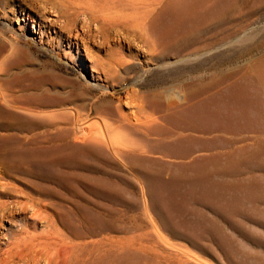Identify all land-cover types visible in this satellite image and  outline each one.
<instances>
[{"label":"rangeland","instance_id":"374dc122","mask_svg":"<svg viewBox=\"0 0 264 264\" xmlns=\"http://www.w3.org/2000/svg\"><path fill=\"white\" fill-rule=\"evenodd\" d=\"M168 1L0 0L49 91L0 99V264H264V0L163 57L137 20ZM234 82L256 123L184 126Z\"/></svg>","mask_w":264,"mask_h":264},{"label":"bare ground","instance_id":"6f19581e","mask_svg":"<svg viewBox=\"0 0 264 264\" xmlns=\"http://www.w3.org/2000/svg\"><path fill=\"white\" fill-rule=\"evenodd\" d=\"M242 1L244 0H169L161 10L159 9L160 11L155 16H153L148 23L137 20V24L140 25V27L145 31H147L155 41L156 45L160 47V52L163 57H167L170 55H179L184 51L198 47L203 41V30H206V28H208L210 22L220 20L226 21L227 18L230 19L231 14L238 9L239 4ZM248 30L250 31V28ZM261 71V76H264V70ZM224 79L225 78H222L218 82L224 81ZM205 92H207V88L199 89L198 93ZM253 103H255V99L250 98L247 90V85H244L240 82H234L230 87L226 89V92H224V94H221L220 96H206L205 98L195 102V104L193 105V109L190 110L191 114H189L183 121L184 126L189 127V129L198 130L200 132H207L210 131V125H213L216 122L217 127H231L232 125L235 126L237 123L238 125H253L254 123H256V119L249 115V107ZM189 116H192L191 119L189 118ZM90 129L92 128L90 127ZM26 154L27 153L21 154L5 152L1 155V161L7 166L8 171H16L20 169L22 162H25L27 160L28 157H26ZM77 234L81 235V232L77 230ZM53 237L55 239L56 236ZM83 238L84 237H82V239ZM61 243L60 245H62ZM31 248L32 247H30V249Z\"/></svg>","mask_w":264,"mask_h":264},{"label":"crops","instance_id":"0c3cea01","mask_svg":"<svg viewBox=\"0 0 264 264\" xmlns=\"http://www.w3.org/2000/svg\"><path fill=\"white\" fill-rule=\"evenodd\" d=\"M38 64L39 59L30 46H24L19 40L4 41L0 29V99L12 95L20 98L40 94L49 96L48 90H38L40 85L45 88L47 84V76L39 75ZM0 110L6 111L1 107Z\"/></svg>","mask_w":264,"mask_h":264}]
</instances>
